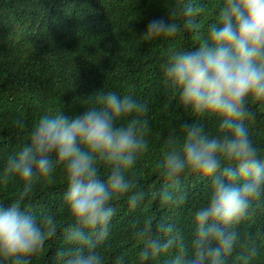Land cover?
<instances>
[{
  "label": "clouds",
  "instance_id": "9594fccd",
  "mask_svg": "<svg viewBox=\"0 0 264 264\" xmlns=\"http://www.w3.org/2000/svg\"><path fill=\"white\" fill-rule=\"evenodd\" d=\"M204 12L202 3L186 5L181 21L168 10L149 21L142 37L176 38L197 29L192 17ZM162 71L164 86L193 119L171 130L155 168L170 182L182 175L206 180L207 195L192 216L187 242L173 225H160L164 236L148 225L139 228V257L145 261L175 247L166 264H226L240 241L236 226L251 218L264 198V149L245 124L254 118L252 105L264 102V0H222L198 46L172 50ZM84 103L88 107L78 115H43L28 141L0 164V184L18 186V197L0 204V264H30L55 235L53 215L37 217L23 202L58 168L68 221V246L57 252L61 264H102L97 249L109 236L114 201L131 193L129 206L136 207L144 196V186L130 173L149 147L148 107L103 88ZM210 123L214 131L208 130ZM157 196L172 199L164 190ZM250 253L255 255V247ZM239 259L247 264L250 256Z\"/></svg>",
  "mask_w": 264,
  "mask_h": 264
},
{
  "label": "trees",
  "instance_id": "16d2710c",
  "mask_svg": "<svg viewBox=\"0 0 264 264\" xmlns=\"http://www.w3.org/2000/svg\"><path fill=\"white\" fill-rule=\"evenodd\" d=\"M202 3L205 12L193 16L198 27L176 38L142 37L149 21L166 16L168 10L183 20V8ZM222 0H0V164L28 141L33 126L43 115L63 111L78 115L90 95L105 92L132 95L145 103L149 121L148 150L139 158L130 178L144 186L136 207L128 196L114 201L116 209L109 236L98 251L102 264H166L176 255L167 253L141 261L143 242L135 232L145 225L156 235L160 225H173L187 242L191 220L207 195V181L182 175L166 181L156 170L165 140L172 129L193 116L180 108L177 97L163 83V65L172 50L195 49L208 26L216 20ZM254 118L245 121L252 138L264 149V102L252 105ZM209 131L214 126L208 125ZM103 172V169H102ZM65 190L63 169L35 185L23 206L37 217L53 215L57 231L30 258V264H61L58 250L68 246L62 210ZM166 191L171 200L157 196ZM18 197V186L0 184V204ZM133 222H137L135 227ZM240 241L226 264H264V198L248 220L236 226ZM255 247V255L250 249Z\"/></svg>",
  "mask_w": 264,
  "mask_h": 264
}]
</instances>
